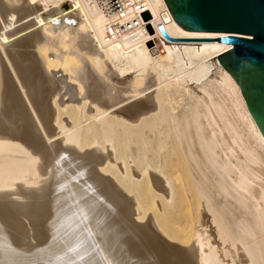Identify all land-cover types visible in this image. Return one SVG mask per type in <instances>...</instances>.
I'll use <instances>...</instances> for the list:
<instances>
[{
    "label": "bare ground",
    "instance_id": "obj_1",
    "mask_svg": "<svg viewBox=\"0 0 264 264\" xmlns=\"http://www.w3.org/2000/svg\"><path fill=\"white\" fill-rule=\"evenodd\" d=\"M157 25L228 35L163 0H0V264H264L231 46Z\"/></svg>",
    "mask_w": 264,
    "mask_h": 264
},
{
    "label": "water",
    "instance_id": "obj_2",
    "mask_svg": "<svg viewBox=\"0 0 264 264\" xmlns=\"http://www.w3.org/2000/svg\"><path fill=\"white\" fill-rule=\"evenodd\" d=\"M174 23L188 31L224 32L214 39L231 47L212 57L238 86L247 112L264 139V0H163Z\"/></svg>",
    "mask_w": 264,
    "mask_h": 264
},
{
    "label": "rangeland",
    "instance_id": "obj_3",
    "mask_svg": "<svg viewBox=\"0 0 264 264\" xmlns=\"http://www.w3.org/2000/svg\"><path fill=\"white\" fill-rule=\"evenodd\" d=\"M177 192L180 193V190L177 191ZM181 199H182V198H181ZM181 199H179L177 202L180 203V200H181ZM186 209H189V210H190V206L187 205V206H186ZM189 210H188V211H189ZM147 215H148V214H146V216L141 220V221H142L141 224H146V222H147V220H148V216H149V215H148V216H147ZM146 217H147V218H146Z\"/></svg>",
    "mask_w": 264,
    "mask_h": 264
}]
</instances>
